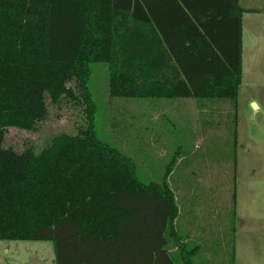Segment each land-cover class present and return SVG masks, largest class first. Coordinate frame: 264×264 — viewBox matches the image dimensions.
<instances>
[{
	"label": "trees",
	"instance_id": "1",
	"mask_svg": "<svg viewBox=\"0 0 264 264\" xmlns=\"http://www.w3.org/2000/svg\"><path fill=\"white\" fill-rule=\"evenodd\" d=\"M226 1L232 43L219 44L190 0H0V240L52 241L56 264H196L166 180L144 183L100 138L90 82L102 63L112 98L237 101L242 11ZM160 4L180 6L178 26L159 25ZM175 11L162 9L165 19ZM76 90L85 104L75 132L39 150L5 146L10 126L34 130L49 100L78 99Z\"/></svg>",
	"mask_w": 264,
	"mask_h": 264
},
{
	"label": "crops",
	"instance_id": "2",
	"mask_svg": "<svg viewBox=\"0 0 264 264\" xmlns=\"http://www.w3.org/2000/svg\"><path fill=\"white\" fill-rule=\"evenodd\" d=\"M259 1L262 0H239L238 2L242 11V81L240 88L245 83L246 65L251 64L248 56L250 54L260 56V53L264 52V6L258 5ZM158 6L159 25L172 23L178 26L181 17L183 18V10L180 6L172 4ZM190 6L199 13H202L201 10H207L209 15L205 17L206 27L214 43L223 44L226 39L228 43L231 41L229 36L226 38L223 35L232 24L229 20L226 0H190ZM165 7L176 10L174 13H168L166 19L164 18L166 13L162 12ZM185 10L189 11L187 7ZM259 70L263 75L264 69L261 65ZM118 98L127 100L129 104L138 103L139 106L136 108L138 114L134 117L135 119L142 118V142L134 140L136 136L126 134L122 137H127L125 142L118 138L117 142L110 144L116 146L136 163L137 174L144 183H162L166 180L175 194L179 209L175 229L189 248L201 245L206 251H210L216 245H224L221 236L224 221L221 222V220L225 212L219 206L221 198H213V196H215L216 186L229 188L239 180L237 166L233 165L235 158L231 154L233 150L227 146L229 138L234 136L235 154L239 155V122L237 128L233 120L234 107L238 100L197 97ZM118 98L114 100L119 101ZM253 104L260 109L259 104L256 102ZM122 112L125 115V111ZM131 128L136 133L140 130V127L136 125ZM133 140L140 144L132 145ZM215 140L220 141L223 146H212ZM204 143L206 158L208 159L210 154L215 157H213L214 161L210 168L205 163L200 165L196 161L197 153ZM140 149L143 151L142 159L138 157ZM220 150L221 164L216 158ZM229 155L230 162L227 161ZM175 156V164L166 176L167 168ZM257 174L258 172H255L254 178L252 177L249 181L244 177L240 181L241 186L249 188V193L248 198H240L238 232V227L234 229V233L230 231V227V230L224 232L226 233L227 251L232 254L230 264H264V218L261 212V188L260 194L257 190V183L262 179L261 174ZM203 183L207 186V197L210 195L211 198H196L194 195L191 197L194 192L193 187H198ZM214 201L215 205L210 209L209 202L213 204ZM227 204L229 206L230 198H227ZM252 207L254 211H251ZM258 209L260 211H257ZM215 219L218 222L217 233H215ZM168 247L172 253L177 251V246L172 239L168 242ZM210 252L215 253L213 250ZM210 252L207 257L205 255L199 257L196 252L193 257L194 262L196 264H216L212 262ZM177 262L184 264L180 258Z\"/></svg>",
	"mask_w": 264,
	"mask_h": 264
},
{
	"label": "rangeland",
	"instance_id": "3",
	"mask_svg": "<svg viewBox=\"0 0 264 264\" xmlns=\"http://www.w3.org/2000/svg\"><path fill=\"white\" fill-rule=\"evenodd\" d=\"M257 3L261 7L264 6V0ZM248 59L251 61V64L246 65L245 83L240 88V96L234 107L233 115L234 126L237 125L238 128L239 122V155L235 154L234 136L229 138L227 142V146L233 150L231 154L235 156L233 165L234 167L237 166L239 180L229 188L226 186L222 187L221 185L214 188L215 196L213 198H221L219 206L225 212L221 220V222L224 221V228H221L223 229L221 236L224 240V245H216L213 247L214 249L211 250L215 251V253L210 252L211 250L206 251L201 245H194L196 246V252L199 257L204 255L207 257L208 252H210L213 258L212 262L216 264H230L232 254L227 251L226 233L224 232L230 230L229 227L232 233L238 227V232L240 198H248L249 193V188L241 186L242 183L240 181L242 177L249 181L252 177L254 178L255 172H258L259 175L261 174L262 179L261 182L257 183V190L260 194L261 188V212L264 218V74L262 75L261 70H259L260 65L264 69V52L260 53V56L250 54ZM92 67L93 75L90 82V90L98 106L96 129L100 138L108 143L117 142L118 138L125 142L127 137H122L123 135L129 134L136 136L134 140L142 142V118L135 119L134 117L138 114L136 109L139 106L138 103L134 102V104L132 102L129 104L125 99L120 100L121 98H118L119 101L114 100L109 95L110 73L108 65L95 63ZM69 85L74 87L73 84ZM76 93L79 96L78 99L73 100L65 97L58 104H53L49 100L48 110L45 116H43L44 118L42 117L43 119L41 118L42 120L37 123L34 130L10 126L6 134L5 146L12 147L18 151L31 146L39 150L46 146L55 135L61 132H75L85 104L78 94V90H76ZM254 102L261 106L260 109L253 104ZM122 111H125V115H123ZM135 125L140 127L137 133L131 128ZM134 140L132 145L136 144L138 146L140 143H135ZM212 146L221 147L223 145L220 141L215 140ZM205 152L206 146L204 143L203 147L197 153L196 161L200 165H204L205 163L210 168L215 157L210 154L207 159ZM142 153L143 151L141 150L138 154V157H141V159ZM230 155L227 157L228 162H230ZM216 158L221 164V150ZM175 159L176 156L172 160L173 166ZM254 169L255 171L253 172ZM193 188L194 192H192L191 197L194 195L196 198H211L210 195L207 197L206 183ZM227 198H230L229 206L227 204ZM213 205H215V201L213 204L209 202L208 207L211 209ZM251 211H254L253 207ZM257 211L260 210L258 209ZM214 222L216 228L215 233H217V219ZM0 264H56L55 245L52 241L0 240Z\"/></svg>",
	"mask_w": 264,
	"mask_h": 264
}]
</instances>
